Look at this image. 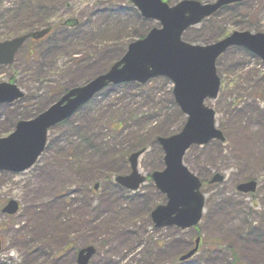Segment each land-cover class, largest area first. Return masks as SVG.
<instances>
[{"label": "rangeland", "instance_id": "374dc122", "mask_svg": "<svg viewBox=\"0 0 264 264\" xmlns=\"http://www.w3.org/2000/svg\"><path fill=\"white\" fill-rule=\"evenodd\" d=\"M43 8L33 30L69 18L80 24L28 43L12 65L0 66V83H14L25 94L0 105V137L48 108L61 88L104 73L138 40L133 37L158 25L142 18L131 0H0V42L28 33L22 22L26 13ZM243 24L264 32V0L223 10L190 28L183 40L207 45L212 33H231ZM217 73L220 92L207 105L215 110L225 141L194 145L183 159L207 180L198 225L155 228L151 217L167 201L151 178L165 167L158 138L177 134L187 119L175 101L173 82L157 77L144 84H112L50 130L45 151L30 169L0 171V264H78V252L88 246L96 248L89 264H264V63L234 47L217 61ZM137 151L138 170L147 180L130 191L115 178L131 173L128 157ZM215 173L224 181L209 184ZM247 180L257 181L256 192L236 190ZM9 200L21 205L15 215L2 212ZM197 237L199 252L180 261Z\"/></svg>", "mask_w": 264, "mask_h": 264}, {"label": "water", "instance_id": "95a60500", "mask_svg": "<svg viewBox=\"0 0 264 264\" xmlns=\"http://www.w3.org/2000/svg\"><path fill=\"white\" fill-rule=\"evenodd\" d=\"M243 0H216L202 3L197 0H182L169 5L162 0H132L142 17L160 24L146 37L129 44L127 52L106 73L83 86L70 89L59 101L31 120L20 121L15 131L0 138V171L13 173L31 168L43 153L48 132L57 124L69 119L80 107L89 102L98 92L110 84L129 82L146 83L156 77H166L174 83V98L187 121L181 132L159 138L164 151L165 169L152 174L156 188L167 197V203L157 206L152 214L156 228L177 227L185 230L199 224L203 217L205 198L201 193L202 183L183 163L186 152L194 145H206L210 141L224 142L225 137L216 127V112L207 106V100H215L220 89L216 62L232 47H240L253 53L264 62V32L234 31L227 37L208 45H193L182 40L190 27L202 23L221 8ZM74 26L78 20H68ZM51 32L50 28L31 32L20 37L0 42V65H11L17 52L29 39L40 40ZM24 96L11 83H0V105L11 104ZM141 152L130 155L131 173L116 178L127 190H138L146 181L138 170ZM224 176L216 173L210 183H221ZM98 189V185L95 186ZM257 182L240 183L237 191L254 193ZM20 205L10 200L2 212L15 215ZM200 238L193 250L180 260L190 259L199 249ZM2 241L0 239V250ZM92 246L79 251L78 264H89L95 255Z\"/></svg>", "mask_w": 264, "mask_h": 264}, {"label": "trees", "instance_id": "16d2710c", "mask_svg": "<svg viewBox=\"0 0 264 264\" xmlns=\"http://www.w3.org/2000/svg\"><path fill=\"white\" fill-rule=\"evenodd\" d=\"M163 1H169V0H163ZM176 3L178 2V1H180V0H174ZM41 2V0H36V4H38V3H40ZM239 4H241V3H238V4H233V5H229V6H226V7H223L220 11H218L217 13H215L213 16H211L210 18H208V19H206V21L207 20H210V19H212L213 17H216L220 12H222L223 10H227V9H229V8H231V7H237V6H239ZM44 9L45 8H43L41 11H39V12H34V11H29L28 10V12L26 13L27 14V16H25V18H24V20H22V22L25 24V26H26V31L27 32H29V31H31V30H33L34 28H36V27H38V25H36V24H34L35 23V19H37V18H42L43 16H44V14L43 13H41V12H43L44 11ZM138 14V13H137ZM50 26H52L53 27V32L51 33V34H56V33H60V32H67V31H69V30H74V28H68V27H66V26H64L63 24H62V22H57V23H53L52 25H50ZM50 26H48V27H50ZM150 29H151V26L150 25H148V26H146L145 27V29L144 30H142V32L140 33V34H138V35H136L135 37H133V39H141V38H143V37H145V35L150 31ZM240 30H251L252 28H251V25L249 26V25H241V27L239 28ZM189 30V29H188ZM187 30V31H188ZM120 31V29L118 30V31H112L113 33H118ZM186 31V32H187ZM257 31V30H256ZM185 32V33H186ZM228 34H230V33H212L210 36H209V38H208V40L207 41H205V43L206 44H209V43H212L213 41H216V40H218V39H220V38H223V37H225V36H227ZM30 42V41H29ZM29 42H27V44L29 43ZM26 44V45H27ZM26 45L24 46V47H26ZM23 47V48H24ZM123 54H124V50H122V52H120L118 55H116V57H115V59L112 61V62H110L109 64H108V66L107 67H105L104 68V70L103 71H106L113 63H115L116 61H118L119 59H121V57L123 56ZM91 79V78H90ZM90 79H88V80H86L84 83H86V82H88ZM83 83V84H84ZM75 86V85H74ZM74 86H72V85H69V86H67V87H64V88H61L60 89V91H58L56 94H54V98H53V101L51 102V104L53 103V102H55L56 100H58L64 93H66L67 92V90L69 89V88H71V87H74ZM44 110V108L43 109H41V110H38L36 113H34L31 117H29V118H24L25 120L26 119H31V118H33V117H35L36 115H38L40 112H42ZM15 125V124H14ZM13 125V126H14ZM12 126V127H13ZM202 182H203V185L205 184V182L207 181V180H201ZM209 182V181H208Z\"/></svg>", "mask_w": 264, "mask_h": 264}, {"label": "bare ground", "instance_id": "6f19581e", "mask_svg": "<svg viewBox=\"0 0 264 264\" xmlns=\"http://www.w3.org/2000/svg\"><path fill=\"white\" fill-rule=\"evenodd\" d=\"M45 175H47V174H45ZM47 176H48V175H47ZM48 179H51V178L49 177Z\"/></svg>", "mask_w": 264, "mask_h": 264}]
</instances>
